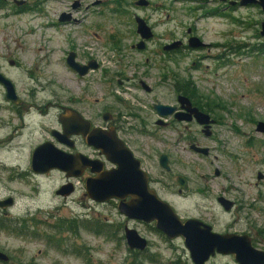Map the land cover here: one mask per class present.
<instances>
[{"label": "rangeland", "instance_id": "obj_1", "mask_svg": "<svg viewBox=\"0 0 264 264\" xmlns=\"http://www.w3.org/2000/svg\"><path fill=\"white\" fill-rule=\"evenodd\" d=\"M25 1L28 10L15 13L12 6L1 4L0 0V66L15 80L18 89L34 91L40 101L56 100L62 105L70 99L81 100L82 107H79L89 117L104 109L120 112L127 123L125 127L133 129L131 148L139 159L146 156L143 158L146 170L161 184L155 186L158 196L174 208L181 220L201 217L217 233H247L253 228L263 232L258 245L263 247L264 135L255 130L257 122H264V54L258 52L264 44V38L259 35L264 21L261 9L237 6L223 15L211 13L219 8L218 3L198 6L190 0H149L152 8L143 13L154 26L156 40L148 44V49L138 51L130 48L140 40L131 15L142 12L130 5L131 0L128 16L115 15L111 8L104 11L106 18L95 16L94 20L102 23L97 40L85 21L80 26L69 24L44 29L56 22L60 13L69 11L71 0ZM73 16L80 18L82 14ZM88 16L91 19L93 15ZM189 28L211 47L181 53L180 71L173 64L164 65L161 55L160 60H155L158 59L155 43L171 39L186 43ZM71 51L76 53V62L80 65L90 57L98 68L79 76L66 63ZM7 60H15L16 67L10 68ZM55 66L61 70L54 69ZM166 72L180 75V86L189 84L195 96L210 104L218 121L213 139L206 138L196 124L186 126L187 129L180 125L181 134H189L198 146L210 150L208 156L191 151L185 140H180L179 145L173 129L160 130L153 125L157 117L150 110L152 102L156 99L170 104L174 100L169 86L173 81H167L166 88L161 86L165 83L159 75ZM143 74L150 75L151 79ZM139 81L153 85L154 92H144ZM6 142L0 140V145ZM26 147L23 141L21 150L7 149L5 154H0V168L4 171L0 172L3 178L0 179V200L13 198L15 207L11 213L18 218L24 215L25 207L29 206L32 212L41 208L62 229L58 232L50 228V222L40 224V232L48 235L49 240L6 234L1 230L0 249L13 257V264H190L182 240H168L154 226L126 224L148 241L145 252H131L119 227L124 222L118 210L113 205L91 202L80 180L75 182L73 194L65 199L57 196L56 190L66 183L64 174L56 171L37 179L29 173L34 149L28 161L17 158L20 151L26 152ZM161 154L170 156L169 174L158 164ZM4 164L8 167L4 168ZM18 164L27 165L28 175H8L9 167ZM215 170L219 176H215ZM258 174L262 175L261 180L257 179ZM177 175L187 181L182 196L176 194ZM27 179L35 182L26 186ZM220 195L236 202L240 209L225 212L216 202ZM35 215L42 219L46 216ZM107 222L112 224L107 232L92 231ZM211 264L237 262L227 256L218 257Z\"/></svg>", "mask_w": 264, "mask_h": 264}, {"label": "flooded vegetation", "instance_id": "obj_2", "mask_svg": "<svg viewBox=\"0 0 264 264\" xmlns=\"http://www.w3.org/2000/svg\"><path fill=\"white\" fill-rule=\"evenodd\" d=\"M17 1L18 2L22 1V4H17ZM80 1L81 0H71L69 11L60 13L56 19V22H53L47 26L60 27V26L69 25V24L80 26L85 21L89 25L88 30L90 31L92 28L91 35L93 36L94 39L97 40L96 36L98 37L97 35L98 31H102V23L100 21L94 20L95 16L106 18V16H104V11L108 10V8L113 9L115 15L117 14L118 16H120L121 14H123L124 16H128L127 6L130 0H113L112 2H107L106 0H100V2H95L94 0L92 2V0H90L88 2H85L84 4H82ZM139 1L140 0L130 1V5L133 4V6H135L136 9H139L142 12L140 14L134 13L133 15H131V19H132L133 27L136 32V36L139 37L140 40L137 43L131 44L130 48L138 50V51H143L149 48L148 44L155 42L156 35L153 29L154 26L150 24L149 19L143 13L144 11L152 8V3L149 0H143L144 2L142 3H138ZM171 1L180 2V0H171ZM190 1L196 2L198 6L208 5L211 3L213 4L218 3L219 8L216 10H213L211 12L213 14L222 13L224 15L226 11L227 12L229 11L228 9L239 6L238 5L239 0L238 1L190 0ZM230 2H235L236 5L230 6L229 5ZM1 4L12 6L15 9L14 11L15 13H23L25 10H28L27 9L28 3L25 0H5V1L1 0ZM110 4L111 6H108ZM247 6H257V5H247ZM77 13H81L82 17L76 18L73 16V14H77ZM89 14L93 15L91 19L88 16ZM38 17L41 18V16H38ZM137 18L141 19L145 23V25L148 28H150V31L152 33V37L150 39L141 41V38L137 33ZM45 27L46 26H44V28ZM113 37H111L112 40H113ZM186 37H187L185 38L186 43L180 39H171L165 43L160 42V44L158 45L155 43L157 47L155 54L156 56H158V59L155 58V60H160L161 59L160 55H161L164 58L162 60L164 65L167 63L173 64L174 67L178 71H180V54L181 53L184 54L188 50L192 49L187 46L188 40L192 37H196L200 39L198 36L195 35L194 30L192 28H189L187 30ZM111 39H110V42L112 44L113 41ZM177 42L178 44L176 45ZM180 42L182 43L181 45H180ZM139 45L142 46L141 49L138 48ZM167 46H171V48L165 49ZM205 46L211 47L210 45H206V44ZM206 47L197 48V49L200 50ZM71 49L74 50L73 48ZM72 53L75 55V62H76L77 55L75 52H72ZM87 58H88V61H86V63L82 64L81 66H86L90 63H92L95 66L94 68L88 70L87 72L88 74L94 69L96 70L98 68L97 67L98 65L90 57H87ZM7 61H8L7 64L9 65L10 68L16 67L17 63L15 60H7ZM72 70L76 74H78L77 71H75L74 69ZM0 75L4 79H6L12 87V93H10L6 85L0 82V132H4L8 136L10 135L14 136L16 132L21 131V130H26V133L24 134V136H22L23 138L22 141H24V144L27 146L26 152L20 151L17 154L18 159H21L23 157L25 161H28L27 158L30 155L32 148L35 151L38 147L45 145V144H49L50 147L54 148L55 150L58 149L69 156H76L80 161H82L83 158H85L91 162H94L92 166H86L84 168L76 169V171L80 173L79 177H67V174L65 172L60 171L58 169H51L46 172L39 173V172H35L32 168V156L34 155V151H33L31 154V163H30L31 172L29 173L36 175L38 179V176L45 177L48 174L59 171L63 173L66 178V183L63 184L62 186H66V185L72 186L73 191L71 194H73L75 191V182L79 180L83 181L84 189L86 192V182L88 180L95 179L99 175H103L104 173L110 172L117 168V166L107 158V156H110V153L109 155H107L106 153L108 152V150H111V148L109 149L105 148V145L109 144V147L114 146L113 150L118 149L119 151L121 150V147L124 146L130 152V155H132L134 159L139 161L140 169L142 170V172H144L147 175L148 188L153 190L156 193L157 197L160 200H162L158 196L157 191L155 189V186H159L161 184L157 179L154 180L150 176L148 171L146 170L144 166V159H143L146 156H140V159H139L138 158L139 156H136L134 150L131 148L130 142H131L132 137L130 136V132H132L133 129L131 127H128V128L125 127L127 123L122 119L123 115L120 112L116 111L112 113V112H109L108 109H104V110H101L99 114H96V116L89 117L86 115L87 112H85V110L80 108L82 107L81 100L70 99L67 101L66 105H62L58 103L56 100L51 101V102L43 101V100L40 101L39 99H37V95L34 91L18 89L15 80L10 78L9 75L2 69L1 66H0ZM143 75L146 76L147 79L148 78L151 79L150 75L148 74L146 75L143 74ZM79 76H82V75H79ZM159 77L161 81L165 83L161 85L164 88H166L167 81H173V83H171V85L169 86L171 88L170 93L174 96V100L170 104L161 103L160 101L156 99L152 102L150 110L151 111L153 110L154 111L153 114L157 117L154 120L153 125H155L157 128H161L160 130L173 129L177 133L178 144L180 145V140H185L187 141V144H189V149L191 145L198 146V143L194 141L195 138H193L192 136H189V134L187 133L181 134L180 125H185V128L187 129L186 126L190 124H196L200 128L201 133L206 138L212 137L213 139L214 127L217 126L218 121L212 112L210 104L204 103L201 97L195 96L196 94L193 92L194 90L189 86V84L186 83L185 86L184 85L180 86V75L176 73L166 72V73L159 75ZM139 87L147 94H152L155 89L153 85L148 86L146 83L142 81H139ZM180 96L187 98L192 108L197 109L201 113H204L205 115L208 116V121H209V125L207 126L208 129L204 130L205 126L200 125L198 121L196 120L195 116L193 115L191 116L190 121L180 122V113H183V109L181 108V105H180ZM158 104L168 106V107H173L176 110L174 111L172 115L168 117H162L161 115L158 114V112L154 108ZM211 104H213L212 106H217L214 102H211ZM217 108L219 107L217 106ZM128 116L135 118V116L131 114H129ZM60 119L62 121H65L66 123L65 130L63 129V125L60 122ZM159 121L164 122L166 125L165 126L159 125L158 123ZM93 131L99 132L103 137L101 141L98 143V145L100 146L99 148L95 147L93 144L88 143L87 136ZM204 131L209 132L210 135L206 136L204 134ZM101 144L104 146H101ZM8 150L13 152L14 148H9ZM103 151H105L106 153H104ZM209 153H210V150L208 149V155ZM52 154L54 155V152L49 150L48 156H53ZM163 155H165L167 158V161H168L167 165L169 167V171H166L160 166V158ZM178 157L180 158V156ZM9 160L12 161L13 160L12 157H9ZM1 164L2 163L0 162V166ZM158 164L160 168H162L167 174L171 172L169 155L161 154L158 157ZM26 166H27L26 164L24 165L18 164L17 166H10L8 175L15 174L16 176H21L22 174H27L28 171L26 169ZM7 167L8 166L4 164V168H7ZM17 168H24V169L18 171ZM93 168L97 169L98 171H94ZM0 169L2 170L0 172H4L2 168ZM216 171L217 170L214 171L215 176H219V172L217 171V173H215ZM7 176L4 178L5 180H7ZM180 176L181 175H177L175 177V184L177 186L176 194L179 196H182L184 194V191L187 188V181L182 176L186 182V187L184 189H181L180 186L177 185V178L178 177L180 178ZM0 179H3L1 175H0ZM31 181H34V180H31ZM28 183L29 182H26L25 185L30 186L31 184H28ZM58 190H56L55 192L56 195H57ZM85 194L87 195V193ZM57 196L63 197L61 195H57ZM219 197H223V198L225 197L220 195L216 198L217 204L219 205V207H221L217 201ZM63 198L65 199L66 197H63ZM9 199L11 200L10 205L8 204V202L6 203V201ZM129 200L130 198L127 197L122 201L118 199H110L105 202H95L93 200H91V202H93L94 204L101 205V206L113 205V207L118 210V206L120 203H127ZM164 202L167 203L174 210V208L168 202L166 201ZM231 202L233 203V206L229 211H225L222 207L221 208L225 212H228V213H232L240 209V206L236 202H233V201ZM14 207H15V202L13 198L7 197L3 200H0V231L2 230L6 234L11 233L17 236L27 235V236H31L34 238L41 237V238H45L46 240H49L50 238H48L49 237L48 235L40 232V229H39L40 224L45 225L46 222H50L51 223L50 228L55 229L58 232L62 229V227L54 224L55 222L52 221L51 214L49 212L42 211L41 208H37L34 212H32L29 206L25 207L26 210L23 212L24 215L21 218H18L11 213V210ZM174 212L176 213L175 210ZM36 213L43 214L46 216L42 219L40 216H36L35 215ZM118 214L120 215L121 219L124 222L123 224L119 225V227L121 226V230L123 232V237L125 238V240H126L127 231H135L133 230V228L127 227L126 224L128 223H132L135 225L154 226L155 230H157L155 227V222L145 223L143 221L128 218L124 214H121L119 210H118ZM189 219H194L202 223L203 225L209 226L211 228V231L216 234H220V235L230 234V235H236L240 237H247L250 241L251 247L254 250L264 252V246L261 248L258 247L259 240L262 241V239L260 238H261V235L263 234V232H260L259 230H255L252 228L247 233H236L232 231H223V232L217 233L214 231L213 226L209 223H206L204 219L201 217L187 218L181 221L185 222ZM106 224H108V226H106ZM110 225L112 224L108 222L105 224L103 223L102 225H99V227L92 229V231L96 233L105 232V231L107 232L110 229V227H112ZM113 225L115 228L117 227L115 223H113ZM67 230L70 231L69 227L67 228ZM107 236L109 235L107 234ZM178 238L182 240L183 245L185 247L184 238L183 237H178ZM147 249H148V241H147V247L143 251L129 248V250H132L131 252L133 253H143ZM185 249L188 252L190 264H194L190 257L189 251L187 250L186 247ZM0 253L6 256V259L0 258V264H13L14 263L13 257L11 255L8 256L1 249H0ZM227 256L233 257L234 261H236L233 255H221V254L215 253L214 255L210 256L204 264H211V262L214 259L218 257H227Z\"/></svg>", "mask_w": 264, "mask_h": 264}, {"label": "water", "instance_id": "obj_3", "mask_svg": "<svg viewBox=\"0 0 264 264\" xmlns=\"http://www.w3.org/2000/svg\"><path fill=\"white\" fill-rule=\"evenodd\" d=\"M142 2L144 1L140 0L138 3ZM17 4H22V1H17ZM229 5L234 6L236 3L230 2ZM238 5L240 7L257 5L264 13V0H239ZM137 33L141 41L148 40L152 37L150 28L139 18H137ZM259 35L264 38V21L260 24ZM177 44L178 42L176 45ZM181 44L180 42V45ZM187 46L192 49H197L205 47V44L200 39L192 37L188 40ZM138 48L141 49L142 46L139 45ZM170 48L171 46H167L165 49ZM66 61L67 65L77 71L79 75H84L89 69L95 67L92 63L86 66L79 65L75 62V55L73 53L68 55ZM0 82L4 83L8 91L12 93L11 85L1 75ZM180 105L183 109V113H180V122L190 121L193 115L200 125L205 126L204 130L208 129L207 126L209 125V121L207 115L192 108L190 102L185 97L180 96ZM154 108L162 117H168L176 110L173 107L160 104L156 105ZM60 122L65 130V121L60 119ZM158 123L162 126L166 125L162 121ZM255 130L264 135V122H257ZM204 134L206 136L210 135L207 131H204ZM100 135L99 132L93 131L87 136L88 143L99 148L100 146L98 143L103 138L102 135ZM107 145H105V148H111V150H108L107 153L105 151L103 152L107 155L110 153V156H107V158L113 162L117 168L86 182V193L91 200L95 202H105L110 199L122 201L129 197L130 200L127 203L119 204L118 210L120 213L128 218L143 221L145 223L155 222L156 229L169 240L183 237L185 247L189 251L194 264H204L208 258L215 253L233 255L238 264H264V252L254 250L247 237L213 233L209 226L203 225L194 219L182 222L174 210L167 203L160 200L153 190L148 188L147 175L140 169L139 161L134 159L124 146L121 147L119 151L118 149L113 150L114 146L109 147V144ZM101 146L104 145L101 144ZM49 150L54 152V155L52 154L53 156H48ZM190 150L203 156L208 155L207 148L191 145ZM167 162L166 156H161L160 166L166 171H169ZM93 163L94 162L85 158L80 161L76 156H69L58 149L55 150L50 147L49 144L38 147L32 156V168L35 172L42 173L51 169H58L65 172L67 177H79L80 173L77 172L76 169L92 166ZM93 170L98 171L95 168H93ZM215 173H217V171ZM257 179L261 180L262 175L258 174ZM177 185L180 186L181 189L186 187V182L182 176L177 178ZM72 191L73 188L71 185L62 186L57 191V195L67 197ZM217 201L225 211H229L233 206L231 201L223 197H219ZM7 202L9 205L11 204L10 199L7 200L6 203ZM126 241L130 249L143 251L147 247V241L141 238L135 231L126 232ZM0 258L6 259V256L0 253Z\"/></svg>", "mask_w": 264, "mask_h": 264}, {"label": "bare ground", "instance_id": "obj_4", "mask_svg": "<svg viewBox=\"0 0 264 264\" xmlns=\"http://www.w3.org/2000/svg\"><path fill=\"white\" fill-rule=\"evenodd\" d=\"M47 28H48V26H46L44 29H47ZM48 32L49 31H47V33ZM55 37H57V36H55ZM54 69L61 70V68L56 67V66L54 67ZM25 133H26V130H21V131L16 132V134H14V136L13 135L8 136L6 134L0 135V140H6L7 141L6 142V145H0V154H5L6 153V150L9 149V148L16 149V148H19L21 145H23V141H22L23 138H22V136H24ZM19 149H21V148H19ZM16 151H19V150L17 149ZM14 166H17V165H14ZM38 177H41V176H38ZM28 182H29L28 184H30V182H32V181L31 180H28Z\"/></svg>", "mask_w": 264, "mask_h": 264}, {"label": "trees", "instance_id": "obj_5", "mask_svg": "<svg viewBox=\"0 0 264 264\" xmlns=\"http://www.w3.org/2000/svg\"><path fill=\"white\" fill-rule=\"evenodd\" d=\"M262 48L258 49V52H260L261 54H264V44L261 45Z\"/></svg>", "mask_w": 264, "mask_h": 264}]
</instances>
